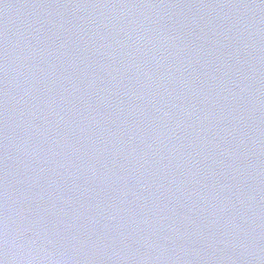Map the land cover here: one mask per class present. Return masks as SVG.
<instances>
[{
  "label": "water",
  "instance_id": "obj_1",
  "mask_svg": "<svg viewBox=\"0 0 264 264\" xmlns=\"http://www.w3.org/2000/svg\"><path fill=\"white\" fill-rule=\"evenodd\" d=\"M0 264H264V0H0Z\"/></svg>",
  "mask_w": 264,
  "mask_h": 264
}]
</instances>
